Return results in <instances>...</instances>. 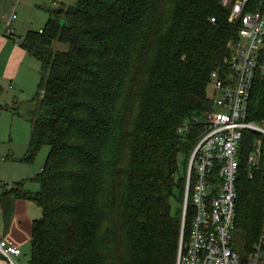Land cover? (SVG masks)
<instances>
[{
    "label": "trees",
    "instance_id": "1",
    "mask_svg": "<svg viewBox=\"0 0 264 264\" xmlns=\"http://www.w3.org/2000/svg\"><path fill=\"white\" fill-rule=\"evenodd\" d=\"M54 2L42 29L16 39L40 61L33 131L19 160L49 151L39 174L0 182L6 228L16 201L31 200L41 215L29 264H177L187 168L212 111L210 75L228 67L240 23L223 0ZM252 94L248 121L263 124V79ZM261 138L245 130L239 152L235 228L247 253L264 235V170L250 177L248 164ZM261 153L263 165L264 138ZM192 191L184 243L196 216Z\"/></svg>",
    "mask_w": 264,
    "mask_h": 264
},
{
    "label": "built area",
    "instance_id": "2",
    "mask_svg": "<svg viewBox=\"0 0 264 264\" xmlns=\"http://www.w3.org/2000/svg\"><path fill=\"white\" fill-rule=\"evenodd\" d=\"M248 2L223 0L232 6L229 21L240 23L239 36L230 42V54L224 58L228 67L218 68L210 75L212 111L204 121L203 136L187 168L177 264H264V235L244 258L233 249L232 243L237 219L239 152L245 130L262 134L256 149L249 153L250 177L264 170L261 164L264 127L248 121L252 91L258 78L264 80V3L253 10ZM16 18L15 5L4 22L0 38L14 31L12 22ZM4 159L0 157V165ZM215 171L216 175H212ZM191 186L196 216L190 238L184 243ZM0 252L7 264H21L18 258L23 256V249L12 240L0 238Z\"/></svg>",
    "mask_w": 264,
    "mask_h": 264
},
{
    "label": "rangeland",
    "instance_id": "3",
    "mask_svg": "<svg viewBox=\"0 0 264 264\" xmlns=\"http://www.w3.org/2000/svg\"><path fill=\"white\" fill-rule=\"evenodd\" d=\"M74 1L75 0H65L66 3H64H73ZM38 2L39 0H29V4L32 9H36L35 6ZM22 3L23 0H12L9 15H11L13 8L16 5L17 18L14 19L12 24H19V27L16 26L17 32H15V34L17 33L18 36L24 37L28 29L26 31L25 29L23 30V20L25 15L22 10ZM55 4L52 3L51 7ZM36 11L39 10L36 9ZM40 12L43 11L40 10L38 12V16L31 15L28 19L29 21H33V27L31 28L34 30H38L37 28H39V26L37 24L43 20ZM7 17L2 20L0 33H2L5 29L4 22ZM25 20H27V17ZM10 36L11 35L6 38H10ZM53 47L57 50L67 49V45L57 40H55ZM25 53L27 59L25 58L22 64L20 75L17 78H1V83L4 86V89L0 90V154H11L10 148H12L17 156H23L26 152L28 146L27 143L29 142L33 131L31 119L33 118L32 113L36 109V103L30 101V99L34 97L38 91L37 85L40 80V61H38L34 56H31L28 52ZM262 127H264V124H262ZM48 151L49 147L44 146L38 156L41 155L42 157H45ZM20 158L21 157H17L16 159ZM6 163L7 162H5V160L1 163L0 176H7L8 181L6 183L13 185L15 180L18 179L17 174L19 172V167L12 165L9 166L8 169L6 167ZM232 243L233 249L240 254L241 258H244L246 256V243L244 241V235L239 229L234 230ZM23 248L25 249L23 250L22 256L24 262H21V264H29V262H27L30 258L29 244L23 246Z\"/></svg>",
    "mask_w": 264,
    "mask_h": 264
},
{
    "label": "crops",
    "instance_id": "4",
    "mask_svg": "<svg viewBox=\"0 0 264 264\" xmlns=\"http://www.w3.org/2000/svg\"><path fill=\"white\" fill-rule=\"evenodd\" d=\"M54 1L65 2V0H39L38 4H36V9L39 11H43L40 12L43 20L37 24L39 26V28L37 29H42L44 27L43 25L49 17V12L46 9L50 8L52 3L55 4ZM11 3L12 0H0V25L2 23V20H4L10 14L9 11ZM36 9H32L31 5L29 4V0H23L22 10L24 12L25 18L27 17V20H25V18L23 20V30H34L31 28L33 27V21H29L28 19L31 15L38 16L39 11H36ZM16 26L19 27V24L13 23L14 32H17ZM19 37L21 36H18L17 33H14V35H11L10 38H0V90L4 89V86L1 83V78H17L21 73L22 64L25 58L27 59V56L25 55V49H22L20 43L16 40ZM10 149L11 154H0V157L4 156V158H6L4 160L5 162H7L6 167L8 169L9 166L12 165L19 167V172L17 174L18 179H16L15 182L19 180L28 179L29 177L35 176L36 174H39L42 171L46 156H37L34 162H24L16 158L23 157L27 152V149L23 156H17L13 149ZM7 181V176H0V182ZM25 188L37 191L39 190V185L35 182H28L25 185ZM15 205L16 206L11 218L12 221L7 228L5 220H3L2 211L0 210V238H7L9 240H12L18 246H20L21 249L25 250L23 246L29 244L30 239L32 237L31 232L33 221L35 220V218L41 215V211L40 207L31 200L18 199ZM18 259L20 262H24L23 257H20ZM0 264H6L5 259H0Z\"/></svg>",
    "mask_w": 264,
    "mask_h": 264
}]
</instances>
